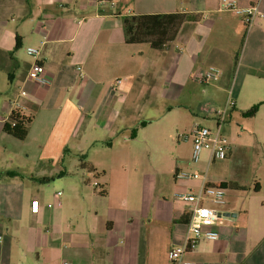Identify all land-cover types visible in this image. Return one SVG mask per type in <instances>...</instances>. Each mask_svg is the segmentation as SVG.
I'll return each instance as SVG.
<instances>
[{
	"label": "crops",
	"instance_id": "1",
	"mask_svg": "<svg viewBox=\"0 0 264 264\" xmlns=\"http://www.w3.org/2000/svg\"><path fill=\"white\" fill-rule=\"evenodd\" d=\"M229 1L240 8L259 6L264 14V0ZM219 3L0 0V223L12 238L0 264H171V249L185 242L189 215L174 194L220 183L227 185L224 211L230 215L216 227L217 240L202 241L185 259L264 264V175L257 167L245 180L235 174L228 180L209 177L221 160H207L200 170L187 167L186 172L206 168V179H174L171 199L153 178L143 182L141 197L135 196L127 176L115 173L123 163L113 141L130 130L134 110L161 99L172 112L180 107L174 103L180 84L200 83L198 76L209 67L221 77L213 83L215 103L204 122L214 128V111L232 100L224 135L234 138L231 121L240 111L250 121L237 140L249 135L264 142V18L246 31L233 12L219 10ZM176 13L195 21L185 22L164 50L126 43L123 17ZM29 47L39 48L40 57L29 56ZM35 62L45 68V84L27 78ZM17 98L22 115L31 120L25 140L4 132ZM258 105L255 116L244 115ZM231 144L228 168L248 149L246 143ZM7 152L25 167L5 169ZM2 173L13 175L4 180ZM51 182L65 188L60 208L56 193L46 203L44 188Z\"/></svg>",
	"mask_w": 264,
	"mask_h": 264
},
{
	"label": "rangeland",
	"instance_id": "2",
	"mask_svg": "<svg viewBox=\"0 0 264 264\" xmlns=\"http://www.w3.org/2000/svg\"><path fill=\"white\" fill-rule=\"evenodd\" d=\"M120 3L124 4L122 1ZM177 92L178 98L174 103H179L180 107H175L172 112L168 111L165 108V103L161 99H157L147 108L134 110L130 130L125 135L117 136L113 141L115 154L120 158V163H123L119 167L116 166L118 168L115 173L127 176V179L132 183V191L136 193L135 196L141 197L143 182L153 178L155 182H160L166 198L171 199L176 192L174 189L176 169L186 172L187 167L200 170L201 167L207 165L206 162L209 160V152L207 151L203 152L198 164L192 162L193 143L191 138L186 139V137L190 135V131L195 126H212L204 122V116L215 103L214 94L216 90H214V84L184 83L180 84ZM241 116V112L236 111L234 119L231 121L234 138L227 137L234 144L246 143L248 149L245 151L243 148L242 153L238 155L230 168H228V161H218L208 171L207 175L212 179L228 180L231 179L232 174H235L245 180L254 174L251 167H257L264 175V142L250 139L249 135H246L242 140L243 142L237 140L238 135L242 134L243 130L246 129L247 122L250 121ZM242 118L246 120L242 121ZM8 153L10 152L6 153L1 164L5 169L14 170L25 167L20 161L12 162ZM188 173H200L202 175L207 172L206 168H202V172ZM1 175L5 177L4 180L8 179V174L2 173ZM7 182L9 181L7 180ZM110 183L113 192L114 182L112 179ZM106 188L109 189V183ZM44 191L47 194L46 201L48 200V202L46 203H52V195L58 192L64 194L65 188L61 187L59 183L51 182L48 187L44 188ZM2 224L0 223V236L2 237L0 254L6 253L12 242V238L7 235Z\"/></svg>",
	"mask_w": 264,
	"mask_h": 264
},
{
	"label": "built area",
	"instance_id": "3",
	"mask_svg": "<svg viewBox=\"0 0 264 264\" xmlns=\"http://www.w3.org/2000/svg\"><path fill=\"white\" fill-rule=\"evenodd\" d=\"M100 1V0H98ZM219 10H228L233 12L242 20L246 31L250 29L253 23L258 18H264L259 6H250L240 8L235 2L229 0H220ZM27 54L33 58H38L41 55L39 48H27ZM81 80H85V74L82 68H78ZM45 68L38 62H35L30 67L27 78L38 84H45L46 80L43 77ZM221 77L220 71L215 67H209L198 76V81L202 84L209 85L216 83ZM120 83V80L115 82V86ZM27 93L21 92L22 96ZM235 106L234 101L229 100L224 109L214 111L216 126L212 129L205 126L195 127L191 134L186 139H192V162L198 164L204 151L209 152V161L212 163L217 160H225L231 149L232 144L223 133V125L225 124L228 112ZM11 115L13 113L22 115L23 107L20 104L19 98L10 103ZM14 124V123H13ZM175 179L182 180H205L206 175L199 173H188L177 171ZM95 187H100L98 182H94ZM174 198L183 202L189 209V221L186 224V237L182 245L174 246L170 252L171 264H197L196 262L185 259L188 252L195 251L202 241H213L219 238V232L216 227L221 226L228 218L225 215L224 208L226 206V190L221 187L207 186L203 184L201 188L191 192H177ZM57 207L62 206L61 193L55 194ZM0 243L2 237L0 236ZM61 264H72L64 261Z\"/></svg>",
	"mask_w": 264,
	"mask_h": 264
},
{
	"label": "trees",
	"instance_id": "4",
	"mask_svg": "<svg viewBox=\"0 0 264 264\" xmlns=\"http://www.w3.org/2000/svg\"><path fill=\"white\" fill-rule=\"evenodd\" d=\"M193 19V16L183 13L126 16L122 18L125 41L127 44L148 43L152 49L161 51L176 39L182 25L185 22L195 21ZM259 107V105L253 107L244 115L248 117L255 116ZM30 123L31 120L29 118L13 113L10 116V122L4 125V132L18 140H25ZM7 174L8 176L12 175L10 173ZM46 181H49V179ZM207 186L209 187V185ZM213 186L225 189L227 185L220 183ZM186 215L182 218L184 222L186 221Z\"/></svg>",
	"mask_w": 264,
	"mask_h": 264
},
{
	"label": "water",
	"instance_id": "5",
	"mask_svg": "<svg viewBox=\"0 0 264 264\" xmlns=\"http://www.w3.org/2000/svg\"><path fill=\"white\" fill-rule=\"evenodd\" d=\"M225 215H227V216H228V215H230V214H225Z\"/></svg>",
	"mask_w": 264,
	"mask_h": 264
}]
</instances>
